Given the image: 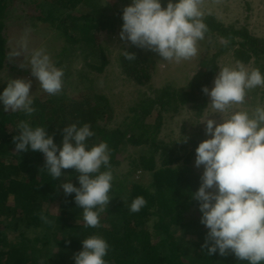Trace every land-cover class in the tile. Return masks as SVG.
Wrapping results in <instances>:
<instances>
[{"label":"trees","instance_id":"trees-1","mask_svg":"<svg viewBox=\"0 0 264 264\" xmlns=\"http://www.w3.org/2000/svg\"><path fill=\"white\" fill-rule=\"evenodd\" d=\"M30 1L39 11L32 16L51 24L50 27L66 37L69 45L62 49L61 56L81 48L86 56L99 60L88 64L89 67L98 73L104 71L110 60L97 43V31H115L118 22L123 23V10L117 18L92 12L95 6L92 10V5H88L90 0H65L63 7L58 5V0ZM110 1L113 5L119 2ZM18 3L23 4L19 0H0V69L9 57L4 30ZM85 7H90L91 12ZM67 9L82 13L65 17ZM204 20L208 26L205 38H209L213 50L211 60H206L207 55L200 57V66L184 87L165 85L156 90L155 96L139 95L130 109L134 115L122 125L108 126L113 108L105 95L95 92L79 98L64 93L46 99L34 97L36 111L30 116L0 110V264H74L75 254L82 249V239L90 235L102 236L108 242L109 252L105 257L108 264H247L233 254L209 256L203 247L208 229L200 223L198 202L191 195L201 183V174L192 161L198 144L205 139L202 131L188 136L183 143L167 142L159 137L164 113L178 112L190 104L197 116L203 114L208 96L202 89L210 87L217 74L219 57L231 54L233 62L264 73V37L252 34L244 26L226 25L213 14L204 16ZM128 51L135 53L136 58L128 60L126 53L133 54ZM58 62L64 63L61 58ZM119 64L129 79L141 85H148L156 70L151 52L135 45L120 54ZM263 89L251 91L253 102L259 91L264 93ZM21 121L47 128L49 134H55L57 143L63 139L65 126L87 123L95 133L90 145L108 143L114 179L109 193L111 201L100 213L98 228L84 226L75 194L66 195L63 191L65 176L66 181L71 179L78 185L75 169L62 170L64 175L54 180L43 169L42 153L30 149L22 153L15 151L13 137L18 135L17 125ZM127 145L138 147L141 153L130 156V169L119 175L116 168L122 163L120 154ZM139 171L151 175L150 181L137 180ZM138 196L145 198L146 205L132 213L130 204ZM54 204L59 214L53 220ZM29 232L33 237L27 236Z\"/></svg>","mask_w":264,"mask_h":264},{"label":"clouds","instance_id":"clouds-1","mask_svg":"<svg viewBox=\"0 0 264 264\" xmlns=\"http://www.w3.org/2000/svg\"><path fill=\"white\" fill-rule=\"evenodd\" d=\"M202 5L203 0H167L166 6L164 0H131L123 9L120 39L153 51L164 61L190 60L198 54V42L208 32ZM22 46L27 47L26 43ZM126 58L133 60L136 54L126 53ZM21 67H29L49 95L62 91L63 69L56 66L45 48L34 49L27 65ZM213 83L202 91L210 97L208 105L223 119L202 121H206L208 138L195 150V166L204 170L198 190L191 194L198 202L200 223L208 229L203 247L209 256L233 254L247 264H264V106L251 111L234 108L244 103L249 91L264 87V73L238 63L220 68ZM31 88V80H8L0 91V110L32 115L36 109ZM17 129L15 151L42 153L43 169L54 180L64 175L62 170L75 169L78 185L69 179L62 184L63 191L75 194L84 226L98 228L100 213L111 201L114 179L108 143L90 145L95 133L87 123L65 126L60 143L47 128L33 127L28 121L19 122ZM145 205V198L138 196L129 210L137 213ZM41 219L46 221L44 216ZM108 252L109 244L102 236L90 235L82 239L74 264H108Z\"/></svg>","mask_w":264,"mask_h":264},{"label":"rangeland","instance_id":"rangeland-1","mask_svg":"<svg viewBox=\"0 0 264 264\" xmlns=\"http://www.w3.org/2000/svg\"><path fill=\"white\" fill-rule=\"evenodd\" d=\"M19 1H22L23 4L18 3L12 9L10 13L11 17L7 20V27L4 30L8 39L9 57L6 59L2 69H0V91H3L7 86L8 80L11 78H23L32 81L31 91L33 97H40L42 99L57 97L62 93L68 97L75 98H79L85 93H99L109 99L113 108L112 117L107 115L108 120L111 118L108 125L111 128L122 125L125 120L134 115L130 109L134 104V100L139 95L145 93L148 96H155L156 90H160L165 85L184 87L200 66V57L207 55L206 60L208 61L212 58L213 50L209 45V38L198 42V54L195 57L179 63L164 61L157 53L149 50L156 61V70L148 85L138 84L122 72L119 64L120 54L124 53L126 48L131 44L120 39L122 23L118 22L115 31H97V43L104 49L106 58L110 60L104 71L98 73L92 70L88 64L98 63L99 60L94 59L90 55L86 56L85 51L81 48L69 50L71 53L68 56L66 54H64V57L63 55L61 56L62 49L69 45L63 33L56 28L50 27L51 24L44 23L33 17L32 15L38 14L39 11L35 8L34 4H30V0ZM57 3L60 7H63L65 0H58ZM130 3L131 0L126 3L119 0L117 5H113L110 0H90L88 5H92V10L95 6V10L92 12L99 16L115 15L118 16L117 18H120V11ZM85 8L86 11L91 12L90 7ZM202 10L205 16L210 14L216 15L217 19L226 25L244 26L252 34L264 37V0H203ZM70 13H73V11L70 9L65 10V17ZM76 13L74 12L73 14ZM81 13L79 11L77 14ZM25 43L27 45L26 48L22 46ZM41 47L47 50L56 66L62 68L64 72L62 91L54 96L49 95L40 88L39 82L32 76L29 67H21L22 64L27 65L31 52ZM16 53H19V55H16ZM59 58L64 61L61 65L58 62ZM218 64L219 70L217 74L222 67H234L237 65V63L233 62L231 54L219 57ZM246 67L252 70L250 65H246ZM217 74L211 81L209 88L214 86L213 82ZM251 91L247 93L244 103L235 105L234 108L251 111L256 106H264V93L259 91L253 102L254 95H252ZM209 103L210 97L208 96L207 106L201 116L196 115L190 104L183 106L178 112L164 113V122L159 137L167 142L179 141L183 143L184 139L200 130L204 138L207 139L206 121H202L211 118L220 122L223 119L222 114L214 113V110L208 105ZM150 117L154 118V112ZM140 153L141 150L138 147L127 145L126 149L120 154L122 163L116 168V173L119 175L126 174L130 169L129 157L137 156ZM195 158L196 154L192 161L193 167L202 175L203 166L197 168L195 166ZM137 175V180L150 181L151 179V175L147 173L139 171ZM66 180V176L63 177V183ZM59 196L56 198V202ZM56 202L55 204H57ZM56 214H59V210L55 205L51 207V218L53 220L56 219ZM27 236L33 237V234L29 232Z\"/></svg>","mask_w":264,"mask_h":264}]
</instances>
